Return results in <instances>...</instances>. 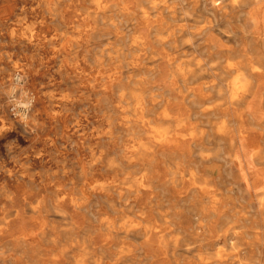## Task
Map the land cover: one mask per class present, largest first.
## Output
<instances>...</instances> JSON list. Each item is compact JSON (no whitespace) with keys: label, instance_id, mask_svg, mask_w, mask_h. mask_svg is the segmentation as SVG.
Segmentation results:
<instances>
[{"label":"bare ground","instance_id":"1","mask_svg":"<svg viewBox=\"0 0 264 264\" xmlns=\"http://www.w3.org/2000/svg\"><path fill=\"white\" fill-rule=\"evenodd\" d=\"M130 1L115 9L145 78L117 99L122 137L101 136L120 154L105 162L91 148L88 164L42 183L50 202L25 192L17 206L5 192L0 263L264 264V0H229L227 11L209 0L211 14L204 0ZM239 9L236 33L215 24ZM241 51L246 73L236 74Z\"/></svg>","mask_w":264,"mask_h":264},{"label":"rangeland","instance_id":"2","mask_svg":"<svg viewBox=\"0 0 264 264\" xmlns=\"http://www.w3.org/2000/svg\"><path fill=\"white\" fill-rule=\"evenodd\" d=\"M92 1L0 0V207L5 192L15 197L17 206L25 192H38L39 198L45 196L50 202L52 189H42V183L52 185L62 168L77 169L78 163L88 164L91 148L105 151V162L120 154L119 140L112 144L101 136L108 130L117 137L125 133L115 107L121 92L133 91L137 80L145 78L140 70L143 57L137 58V52L130 47L134 35L128 18L115 9L131 1ZM216 1L219 9L227 11L224 7L229 0ZM203 9L212 13L209 0H204ZM246 10L239 9V19L232 15L216 19L215 24L236 33L238 24L246 19ZM137 30V35H146L144 30ZM243 54L241 51L235 59L239 62L236 74L246 73L241 65ZM146 81L156 93L154 79ZM124 99H130V95ZM28 174L35 175L34 183L20 179ZM76 180H80L78 175ZM0 264L18 262L12 255Z\"/></svg>","mask_w":264,"mask_h":264}]
</instances>
